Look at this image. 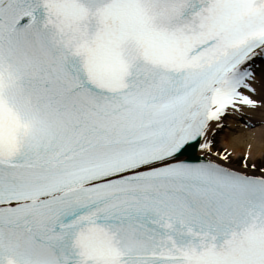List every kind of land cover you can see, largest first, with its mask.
I'll use <instances>...</instances> for the list:
<instances>
[{
	"label": "snow or ice",
	"instance_id": "obj_1",
	"mask_svg": "<svg viewBox=\"0 0 264 264\" xmlns=\"http://www.w3.org/2000/svg\"><path fill=\"white\" fill-rule=\"evenodd\" d=\"M260 108L264 0H0V264H264Z\"/></svg>",
	"mask_w": 264,
	"mask_h": 264
},
{
	"label": "bare ground",
	"instance_id": "obj_2",
	"mask_svg": "<svg viewBox=\"0 0 264 264\" xmlns=\"http://www.w3.org/2000/svg\"><path fill=\"white\" fill-rule=\"evenodd\" d=\"M259 111H264V108L253 111L245 109L242 117L230 118L228 121L229 127L221 135L222 139L224 137L229 138L227 143L232 145L229 149H231L233 156L237 159H240V155H243L244 153L247 154L249 151L251 152V157L254 161L259 162L261 161L259 158L264 156V131L259 134L250 132L246 137L241 136L230 138V129L234 127V124H236V126L239 124L240 126L241 123L245 124V121L247 120L253 125L255 122L262 119V115L257 114ZM221 145L223 146V144ZM223 147H226V145Z\"/></svg>",
	"mask_w": 264,
	"mask_h": 264
},
{
	"label": "rangeland",
	"instance_id": "obj_3",
	"mask_svg": "<svg viewBox=\"0 0 264 264\" xmlns=\"http://www.w3.org/2000/svg\"><path fill=\"white\" fill-rule=\"evenodd\" d=\"M253 111V110H251ZM256 112V111H254ZM257 114L259 115H262L261 118L259 121L255 122L253 124V126L251 127H248L246 126V124H239L236 126V124H234V127L230 129L231 131V135H230V138H235V137H246L250 132H254V133H261L262 131H264V111H259L257 112ZM229 138H221V144H223V146L226 145V147L229 149V147L232 145L228 144L227 141H228ZM226 143V144H225ZM231 151V149H229ZM244 155H246V153H244L243 155H240V158H242ZM259 160H264V156H261L259 158Z\"/></svg>",
	"mask_w": 264,
	"mask_h": 264
}]
</instances>
